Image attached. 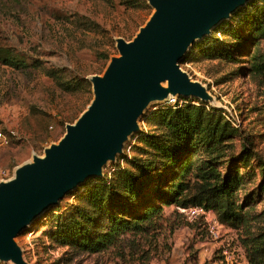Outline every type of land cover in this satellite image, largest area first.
<instances>
[{
    "label": "rangeland",
    "instance_id": "rangeland-1",
    "mask_svg": "<svg viewBox=\"0 0 264 264\" xmlns=\"http://www.w3.org/2000/svg\"><path fill=\"white\" fill-rule=\"evenodd\" d=\"M254 1L246 2L220 23L231 22L232 17L249 9ZM21 3L22 9L0 10V128L9 140L7 145H0V181L13 177L18 166L31 162L33 155L42 156L46 147L59 141L66 125L74 123L93 99L90 77L103 75L111 58L119 56L116 39L132 40L154 12L147 0H21ZM199 41L188 47L186 55ZM252 50L263 54L264 40L255 47L250 45L249 52ZM11 57L24 59L26 66L5 64L4 59ZM247 58L241 57L238 63L181 59L180 68L206 87L213 102L180 98L223 109L264 157V85L253 82L244 70L237 71L245 66ZM79 79L87 83L75 88ZM69 83L72 87L67 86ZM165 104L151 102L143 110L137 119L139 130L128 136L124 152L128 145L137 146V134L148 130L146 117ZM234 145L238 151L240 140ZM138 153V147L133 148L132 154ZM122 156L117 155L116 163ZM116 163L108 161L103 176ZM250 164L248 170L253 175L239 194L240 198L253 194L254 201L257 200L253 210L260 212L264 201L259 199L256 186L262 179V169L256 160ZM100 178L88 177L42 216L56 207L68 209L88 183ZM178 213L175 206L163 207L165 221L177 228L165 242L169 226L164 222L157 247L127 236L115 247L98 254L71 256L68 248H36V243H51L44 235L46 228L40 229L38 225L42 216L31 224L30 250L24 248L25 232L15 241L24 249L29 264H221L223 248L232 262L248 264L237 230L223 226L215 238L201 220L188 222Z\"/></svg>",
    "mask_w": 264,
    "mask_h": 264
},
{
    "label": "trees",
    "instance_id": "trees-1",
    "mask_svg": "<svg viewBox=\"0 0 264 264\" xmlns=\"http://www.w3.org/2000/svg\"><path fill=\"white\" fill-rule=\"evenodd\" d=\"M3 8L22 9L21 0L2 2L0 10ZM228 22L220 23L197 42L183 62L238 63L247 55L245 66L237 71L244 70L263 86L264 53L249 52V47L264 40V0L254 1ZM4 63L26 66L24 59L17 57L5 58ZM86 83L76 80L75 88ZM146 124L148 130L136 135L137 146L128 145L108 173L83 188L75 204L66 210L53 208L39 219L38 225L46 228L44 235L51 243H36L35 247L68 248L71 256L98 254L127 236L157 247L164 222L169 226L165 242L177 228L165 221L164 206H201L212 210L220 225L238 231L248 264H264V208L255 212L253 194L243 198L239 194L249 183L253 174L248 169L256 160L262 169L256 190L264 201V157L256 152L252 139L223 109L195 99L166 103L146 117ZM236 140H240L238 151ZM137 147L139 153L132 154Z\"/></svg>",
    "mask_w": 264,
    "mask_h": 264
},
{
    "label": "water",
    "instance_id": "water-1",
    "mask_svg": "<svg viewBox=\"0 0 264 264\" xmlns=\"http://www.w3.org/2000/svg\"><path fill=\"white\" fill-rule=\"evenodd\" d=\"M154 12L132 40L116 39L119 56L90 77L93 99L57 143L0 181V263L29 264L15 241L35 219L88 177H103L108 161L124 154L128 136L151 102L198 98L206 87L180 68L188 47L209 36L250 0H147Z\"/></svg>",
    "mask_w": 264,
    "mask_h": 264
},
{
    "label": "built area",
    "instance_id": "built-area-1",
    "mask_svg": "<svg viewBox=\"0 0 264 264\" xmlns=\"http://www.w3.org/2000/svg\"><path fill=\"white\" fill-rule=\"evenodd\" d=\"M178 98H173L170 99L167 103L168 104H173L174 102H176ZM54 116V114H52ZM233 124H235L233 122ZM236 126V124H235ZM9 142L7 136L5 135V133L3 132V130L0 128V145H7ZM177 210L184 215L185 219L188 222H194L196 220H201L202 223L207 227V230L209 231L210 235L218 238V229L223 227V225H220L217 221V219L215 218V215L213 213L212 210H207L204 209L201 206H193V207H187V208H181V207H177ZM31 230V229H29ZM26 232L22 235L25 239L24 241V248L28 251L30 250V240L29 237L32 235L31 231ZM221 254H222V258L220 260L221 264H236L234 262H232L231 258H230V254L227 251L226 248H223L221 250Z\"/></svg>",
    "mask_w": 264,
    "mask_h": 264
}]
</instances>
